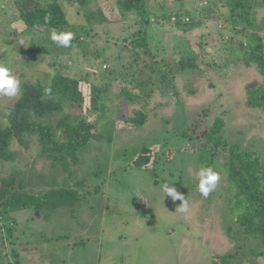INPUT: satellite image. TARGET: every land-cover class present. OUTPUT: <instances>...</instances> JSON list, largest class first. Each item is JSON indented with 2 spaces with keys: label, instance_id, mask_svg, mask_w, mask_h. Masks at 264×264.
I'll return each mask as SVG.
<instances>
[{
  "label": "rangeland",
  "instance_id": "obj_1",
  "mask_svg": "<svg viewBox=\"0 0 264 264\" xmlns=\"http://www.w3.org/2000/svg\"><path fill=\"white\" fill-rule=\"evenodd\" d=\"M47 2L61 5L67 25L24 33L14 0H0V64L20 87L47 85L58 69L92 83L99 108L85 121L99 139L79 151L70 173L40 156L36 137L11 143L14 156L0 160V178H12L15 190L28 195L73 189L78 202L39 213L0 209V264H221L230 255L231 264H264V246L235 222L227 153L210 149L213 163L206 166L197 159L202 147L181 134L196 118L200 133L219 118L226 143L264 164V98L259 107L249 102L252 89L264 95V71L250 56L258 40L264 55V0H249V24L232 19L225 0H147L145 23L122 12L117 0H92L86 9L105 18L92 24L71 1ZM52 31L72 32V46L58 47ZM37 39L47 54L28 53ZM181 59L194 69L178 72ZM18 97H0V128ZM135 111L145 114L143 125H119ZM70 112L65 105L63 113ZM145 147L155 152L140 168L137 155ZM204 167L220 175L207 198L195 179ZM164 182L186 197L187 214L179 211L181 201L164 199Z\"/></svg>",
  "mask_w": 264,
  "mask_h": 264
},
{
  "label": "trees",
  "instance_id": "obj_2",
  "mask_svg": "<svg viewBox=\"0 0 264 264\" xmlns=\"http://www.w3.org/2000/svg\"><path fill=\"white\" fill-rule=\"evenodd\" d=\"M44 1V0H43ZM41 0H14L19 18L22 22V32L32 29L58 30L67 25V20L61 5L57 2L43 3ZM84 10V18L89 23L104 22L101 10L88 11L86 7L92 0H68ZM118 8L124 13H134L141 22L148 18L147 0H117ZM225 7L229 10L232 19L250 23L251 5L249 0H225ZM176 22L177 26L185 22ZM40 39L32 41L28 53L42 56L48 53ZM139 45V41L132 45ZM263 47L258 40L255 48H251V62L255 63L260 71H264ZM178 72L194 69L188 60H180L176 64ZM171 71V67L169 68ZM175 72V71H173ZM167 77V71L162 74ZM92 83L81 78L69 76L57 70L47 85L41 83H24L20 87L19 97L8 114H4L6 126L0 128V160L11 161L13 153L9 147L12 142L23 144L24 138L36 137L40 148V156L51 165L60 166L64 172L70 173V166L78 161V153L91 140L99 139L93 133V126L85 121V117L96 111L99 101ZM260 89L249 91V102L259 107V100H263ZM72 112L63 113L64 106ZM58 116L54 125L53 117ZM145 114L135 111L133 117L119 124L124 127H139L145 123ZM201 118H196L190 127L184 130L182 137L192 145L197 143L202 149L197 155L198 162L211 166L213 161L209 156L210 149H220L225 154V179L232 193V209L238 212L237 226L248 236H254L264 246V164L251 151L240 149L236 145L229 146L223 135V121L215 119L213 124L202 133L199 130ZM191 145V146H192ZM155 149L142 148L139 150L137 167L146 168L151 163ZM80 183L76 186L80 187ZM12 178H0V209L21 208L32 209L39 213L44 210L55 211L63 206L73 209L78 202V196L73 189H52L41 195H28L15 190ZM230 256L221 258V264H231Z\"/></svg>",
  "mask_w": 264,
  "mask_h": 264
},
{
  "label": "clouds",
  "instance_id": "obj_3",
  "mask_svg": "<svg viewBox=\"0 0 264 264\" xmlns=\"http://www.w3.org/2000/svg\"><path fill=\"white\" fill-rule=\"evenodd\" d=\"M74 39L72 32L52 31L50 40L58 47H71V42ZM21 43H23L21 41ZM21 80L12 74L11 68L0 64V97L14 98L20 92ZM195 179L198 181L197 190L204 197L207 198L210 193L215 191L216 186L220 180L218 172L214 171L211 167H204L195 173ZM172 185V184H171ZM161 190L165 197H171L173 201H181L178 207L180 213L187 214L189 212V205L186 197L177 191L174 186H170L168 182L161 185Z\"/></svg>",
  "mask_w": 264,
  "mask_h": 264
},
{
  "label": "crops",
  "instance_id": "obj_4",
  "mask_svg": "<svg viewBox=\"0 0 264 264\" xmlns=\"http://www.w3.org/2000/svg\"><path fill=\"white\" fill-rule=\"evenodd\" d=\"M30 264H32V263H30Z\"/></svg>",
  "mask_w": 264,
  "mask_h": 264
},
{
  "label": "built area",
  "instance_id": "obj_5",
  "mask_svg": "<svg viewBox=\"0 0 264 264\" xmlns=\"http://www.w3.org/2000/svg\"><path fill=\"white\" fill-rule=\"evenodd\" d=\"M174 20V19H173Z\"/></svg>",
  "mask_w": 264,
  "mask_h": 264
}]
</instances>
